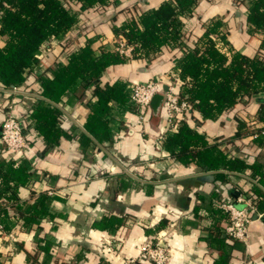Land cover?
Masks as SVG:
<instances>
[{
	"label": "crops",
	"instance_id": "0c3cea01",
	"mask_svg": "<svg viewBox=\"0 0 264 264\" xmlns=\"http://www.w3.org/2000/svg\"><path fill=\"white\" fill-rule=\"evenodd\" d=\"M168 1L116 0L114 18L85 10L89 33L76 37V31L70 32L66 37L69 44L63 43L64 38H51L36 55L41 66L26 73L18 92L0 87V142L6 108L12 104L29 144V153L22 160L0 150V161L5 164L2 175L8 164L25 167L31 174L29 182L19 186L17 200L0 177V207L6 208L10 221L9 228L0 230V264H123L125 258L139 254L144 240L155 239L159 233L172 247L168 264H241L244 259L264 264V214L259 216L254 210L247 242L224 240L226 246L222 247L218 234L226 218H213L209 210L217 201L250 196L254 182L250 169L243 174L207 171L161 149L157 138L166 124L163 108L155 120L150 107L144 124L138 125L134 109L119 112L117 102L111 100L104 114L109 132L100 141L86 128L98 100L94 86L79 94L74 87L58 103L41 94L42 74L53 76L54 70L67 64L69 54L91 36L96 52L101 47L114 50L118 37L114 25L137 19ZM249 6L250 0H199L194 13L180 17L188 36L185 46L195 47L207 31L206 23L220 19L231 48L254 56L264 33L250 32ZM6 42L7 36H2L0 47ZM182 55L181 47H163L151 60L133 58L108 67L101 83L124 80L129 91L134 83L176 72ZM176 90L180 92L179 85ZM42 100L61 111L55 122L60 134L53 143L41 135L31 117ZM263 102L264 93L245 97L216 120H202L195 111L188 121L210 144L264 170V147L254 143L252 135H238L239 120L250 130L263 124L259 120ZM42 194H47L46 204L54 216L26 222L28 205ZM110 240L112 252L104 254Z\"/></svg>",
	"mask_w": 264,
	"mask_h": 264
},
{
	"label": "trees",
	"instance_id": "16d2710c",
	"mask_svg": "<svg viewBox=\"0 0 264 264\" xmlns=\"http://www.w3.org/2000/svg\"><path fill=\"white\" fill-rule=\"evenodd\" d=\"M198 1L170 0L158 8L143 12L137 19L130 18L120 26L114 25L113 31L134 45V58L151 60L163 47L182 48L183 55L178 59L175 70L179 71L183 82L182 92L187 95L190 109L177 130L167 135L163 147L177 160L197 163L207 171L227 170L243 174L250 169V176L254 180L252 194L245 197L254 201L257 212L264 214V170L261 166L249 164L242 157L229 156L217 144H210L206 136L188 121L194 117L195 111L200 113L202 120H216L224 112L236 107L245 97L264 93V37L254 56L233 50L227 34L222 30L224 22L215 19L206 23L207 31L195 47L185 46L188 36L186 37L180 17L194 13ZM115 2L116 0H0V38L7 36L6 44L0 47V87L19 88L26 81V73L41 66L42 62L36 55L51 38H64L63 43L69 44L66 37L70 32L76 31V37L79 33H89L85 10L92 9L109 14L111 18L116 17L117 11L112 9ZM247 19L250 32L264 33V0H250ZM94 40L95 37L91 36L86 44L73 50L67 64L54 70L53 76L42 74L41 94L58 103L74 87L79 94L85 88L94 86L98 100L92 107L93 112L86 128L101 141L109 132L104 114L108 112L111 100L125 107H132L129 105V91L124 80L106 85L101 83L102 74L108 67L123 63L127 58L116 50L104 47L96 52L92 47ZM59 113L61 115V111L54 105L42 100L31 116L37 130L50 143L56 142L60 134V128L55 125ZM259 113V120L263 124L250 130L239 120L238 135H256L254 143L264 147V102L261 103ZM3 166L5 164L0 161V177L6 190L17 200L19 186L26 185L31 174L25 167L14 168L8 164L2 175ZM47 199V194H42L35 203L28 205L26 222L38 223L40 218L54 216L46 204ZM199 210L200 208L197 209V214ZM209 210L213 218L220 216L219 218H226L228 221L230 215L224 209L214 206ZM250 213L254 217V211ZM0 223L9 228L10 221L4 207H0ZM218 235L222 237L219 238L223 243L222 247L226 246L224 240L237 241L227 238L222 230ZM223 259H227L225 253Z\"/></svg>",
	"mask_w": 264,
	"mask_h": 264
},
{
	"label": "built area",
	"instance_id": "2783aa9c",
	"mask_svg": "<svg viewBox=\"0 0 264 264\" xmlns=\"http://www.w3.org/2000/svg\"><path fill=\"white\" fill-rule=\"evenodd\" d=\"M215 39L216 37L213 36ZM115 48L117 52L127 58H134L135 47L129 44L128 41L118 36L115 40ZM166 82L167 90H163ZM179 85L180 92L176 90ZM183 82L179 77V71L167 72L165 76L153 77L147 81L134 83L129 89V105L132 108L125 107L119 103L116 104V110L125 113L133 110L136 113V124L143 125L151 107V102L154 96L164 91L165 127L160 131L157 138L158 146L163 149V143L167 135L177 130L183 120L186 119L187 112L190 109V103L187 100V95L182 92ZM11 92H18L19 88L13 87L6 89ZM256 137V135H252ZM1 152L10 153L14 160H22L29 153L28 140L24 134L22 122L14 115L13 105L8 104L6 113L1 124ZM50 195L52 191L48 192ZM216 202V201H215ZM241 204V206H239ZM216 205L225 211L229 212V219L223 228L224 235L229 239H234L241 242H247L249 237V224L253 217L251 211L255 210L254 201L247 199L243 195H239L235 200L228 202H216ZM257 212V211H256ZM202 213H206L203 212ZM259 213V212H257ZM263 215L262 213L259 214ZM3 225L0 223V230H3ZM113 241H108L104 254L108 251L112 252ZM172 258V247L170 242L165 238V235L158 234L155 239H146L139 246V254L131 256L123 260V264H168ZM241 264H259L255 261L244 259Z\"/></svg>",
	"mask_w": 264,
	"mask_h": 264
},
{
	"label": "water",
	"instance_id": "95a60500",
	"mask_svg": "<svg viewBox=\"0 0 264 264\" xmlns=\"http://www.w3.org/2000/svg\"><path fill=\"white\" fill-rule=\"evenodd\" d=\"M164 91L167 90V86H164ZM164 91H160L158 92L152 102H151V109H152V112H153V116H154V119L158 120L160 114H161V111H162V108H163V105H164V99H165V96H164ZM255 217H258V215H256Z\"/></svg>",
	"mask_w": 264,
	"mask_h": 264
}]
</instances>
